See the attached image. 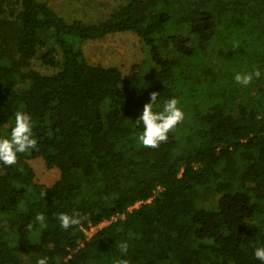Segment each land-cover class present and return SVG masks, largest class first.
Here are the masks:
<instances>
[{"label":"trees","instance_id":"obj_1","mask_svg":"<svg viewBox=\"0 0 264 264\" xmlns=\"http://www.w3.org/2000/svg\"><path fill=\"white\" fill-rule=\"evenodd\" d=\"M84 18L0 0V139L24 111L37 140L0 162V264H262L264 0H122ZM124 32L149 48L136 70L86 59V42ZM152 92L154 111L177 98L185 113L155 149L136 122ZM73 212L87 219L63 229Z\"/></svg>","mask_w":264,"mask_h":264},{"label":"clouds","instance_id":"obj_2","mask_svg":"<svg viewBox=\"0 0 264 264\" xmlns=\"http://www.w3.org/2000/svg\"><path fill=\"white\" fill-rule=\"evenodd\" d=\"M261 72L257 69L254 72L235 75V81L238 84L249 85L254 78H259ZM157 92L150 94V102L146 103L143 112L139 119L136 120L137 124L142 122L143 132L138 137V143L145 148H158L161 143L167 142L168 134L173 131L176 126L182 123L185 119V113L179 106L177 98H171L165 101L162 111H154L156 104ZM37 148V140L33 136V119L30 114L24 111L15 112V125L11 131L9 138L0 139V162L5 165L12 166L17 163L18 154L28 152L31 149ZM46 195V192L42 193ZM58 220L60 226L67 230L72 226L80 225L86 216H81L78 212H73L71 215L68 213H59ZM41 226L44 225V214L40 213L36 216ZM118 248L122 255H126L129 249L127 242H121ZM255 257L264 264V247L257 248L254 253ZM36 264H49L47 256L38 258ZM117 264H130L128 259H121Z\"/></svg>","mask_w":264,"mask_h":264},{"label":"rangeland","instance_id":"obj_3","mask_svg":"<svg viewBox=\"0 0 264 264\" xmlns=\"http://www.w3.org/2000/svg\"><path fill=\"white\" fill-rule=\"evenodd\" d=\"M53 5L60 12L70 13L81 19L88 13L97 14L98 12H108L112 6H116L122 0H45ZM87 12V13H86ZM84 53L86 59L93 63L115 64L122 66L123 75H127L131 70L143 63V58L148 57L149 48L147 49L142 39L136 34L124 32L108 36L99 41H89L84 44ZM144 55V56H143ZM37 172V178L44 183L50 184L57 180L59 171L49 169L41 159L32 162ZM219 192V190H215ZM207 196L201 199L200 203L210 206ZM140 203H137L139 205ZM110 220L103 221L97 227L92 226L88 231L89 236L95 233L96 229L110 224Z\"/></svg>","mask_w":264,"mask_h":264}]
</instances>
